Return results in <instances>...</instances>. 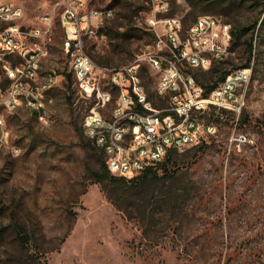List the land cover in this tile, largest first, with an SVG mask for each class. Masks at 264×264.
Masks as SVG:
<instances>
[{
	"label": "rangeland",
	"instance_id": "rangeland-1",
	"mask_svg": "<svg viewBox=\"0 0 264 264\" xmlns=\"http://www.w3.org/2000/svg\"><path fill=\"white\" fill-rule=\"evenodd\" d=\"M59 2L22 0L21 26H37L48 13L54 17L36 84L48 74L57 79L45 93L52 99L46 126L23 104L12 111L0 106V264H264V0H166V11L156 14L158 20L179 17L183 34L203 15L242 32L226 59L187 70L202 86L246 61L251 35L252 74L240 91V114L211 108L199 115L217 127L216 134L166 156L164 167L156 165L158 177L140 184L95 181L101 151L86 136L83 121L89 113L106 115L118 91L105 108L81 91L62 49ZM152 2L89 0L92 8L113 11L97 38H83L96 65L120 68L155 39L147 21ZM127 28L136 29L135 35L122 41ZM113 48L128 49L121 54L127 59L103 64ZM4 62L20 59L0 56L2 89L10 86ZM141 74L153 104L164 107L156 94L161 74L145 63ZM240 135L251 142L238 147L231 139ZM181 219L180 236L175 225ZM16 228L23 229L26 244Z\"/></svg>",
	"mask_w": 264,
	"mask_h": 264
},
{
	"label": "built area",
	"instance_id": "built-area-1",
	"mask_svg": "<svg viewBox=\"0 0 264 264\" xmlns=\"http://www.w3.org/2000/svg\"><path fill=\"white\" fill-rule=\"evenodd\" d=\"M152 3L153 13L147 21L155 39L131 63L109 68L92 61L83 48V38H97L104 17H111V11L92 8L89 0L59 2L62 49L70 56L81 91L102 108L110 105L109 92L118 91L117 104L106 115L89 113L83 121L86 136L103 152L108 172L116 177H137L170 152L183 151L215 135L217 127L202 121L199 115L211 108L240 114L244 105V93L240 91L251 79V66L246 73H237L236 69L232 77L207 92L187 70L208 69L213 62L231 55V26L216 16L203 15L183 34L179 17L156 18L157 13L166 11V0ZM23 12L22 0H0V53L8 49L14 51V58L25 59L24 68L13 73L11 87L0 88V98H4L0 106L12 111L13 104L23 103L41 113L47 111L46 104L52 103L45 95V86L53 85H45L47 77L41 85H26V77L32 73V65H40L45 42L53 36L54 17L48 13L39 25L23 27L18 23ZM160 25L162 31L158 30ZM138 63L161 74L162 86L156 94L166 101L164 107L155 106L150 95L141 94L139 77H133V64ZM231 141L238 147L251 142L243 135Z\"/></svg>",
	"mask_w": 264,
	"mask_h": 264
},
{
	"label": "trees",
	"instance_id": "trees-1",
	"mask_svg": "<svg viewBox=\"0 0 264 264\" xmlns=\"http://www.w3.org/2000/svg\"><path fill=\"white\" fill-rule=\"evenodd\" d=\"M117 2L120 1V0H116ZM257 27V22H255L252 26V32H254L255 28ZM134 30L136 29H126L125 32L123 34V37L121 38L122 41H127L129 40L132 36L135 35V32ZM231 34H232V41H231V49L234 47L233 45L236 43V39L238 40L241 35H242V32L241 31H234V30H231ZM123 44V43H122ZM246 51H247V54H248V58L246 59V61L241 65V66H238V67H235V69H238V68H242V67H248L251 65V59H252V53L254 51V38H253V35H251L246 43ZM121 46V45H120ZM119 46V47H120ZM122 49V48H121ZM118 49V48H113L112 51L110 52L111 55H109L108 58H106L105 60H102L101 62H103V64L105 65H108L110 64L114 58H119L121 61H124L125 59H127V55L126 57L121 55V54H129V50L127 49ZM127 52V53H126ZM229 73L227 72H222L221 73V76H220V79L218 82H214L212 85H209V86H203L205 87V89L208 91L214 89L215 87H217L225 78L226 76L228 75ZM68 78H70V75H68ZM8 79V78H7ZM9 81V79H8ZM29 109V108H28ZM31 112H32V116L36 119V111L32 110V109H29ZM101 151V150H100ZM203 152V150L201 151ZM175 153V151H172L170 152L168 155H167V159L166 160H169L170 157ZM157 165H160L161 167H164V162H160L158 163ZM158 177V173H157V170H156V166H150L147 168V170L145 172H143L141 175L137 176V177H134V178H131V179H127V178H124V177H116V176H113L111 175L107 168H106V165H105V159H104V155H103V152L101 151V157H100V171L98 174L95 175V181L96 182H103L104 180H107L109 182H111L112 184H122V183H133V182H138L140 184V182H145L147 180H150V178L152 177ZM142 184V183H141ZM182 225H183V220H179L177 222V224L175 225V228L176 230L180 233V236L182 234ZM16 232H17V228H16ZM18 237H19V240L21 242L22 245L26 244L27 243V237L23 234V229L20 228L18 230Z\"/></svg>",
	"mask_w": 264,
	"mask_h": 264
},
{
	"label": "bare ground",
	"instance_id": "bare-ground-1",
	"mask_svg": "<svg viewBox=\"0 0 264 264\" xmlns=\"http://www.w3.org/2000/svg\"><path fill=\"white\" fill-rule=\"evenodd\" d=\"M105 11H111V17L113 16V11L112 9H105ZM111 17H104V21L110 19ZM51 44V38L49 39V41L45 42V54L42 56H39V63L41 62V59L43 57H45L48 54V48ZM148 45H151L148 44ZM0 56L2 57H12L14 58V51L8 50V49H1V53ZM6 59V58H5ZM20 62L18 63H6L4 62V70L6 71V74L8 75L9 79H10V86L12 84V79H13V73H16V69H22L25 66V59L24 58H19ZM141 64L142 63H138V64H133V77H139V90L141 91V94L143 95H149L144 84H143V78H142V74H141ZM40 70V65H32V73L28 74V76L26 77V85H41V83L36 84V80H37V76H38V72ZM247 72V67L245 68H241V69H237V73H246ZM47 78H45V85H52L55 82V77L53 76V74H48L46 76ZM227 77H232V73L229 74ZM162 86V78L160 79L157 87H156V93H158V91H160V87ZM51 86H45V93L50 89ZM111 99V92H109V100ZM4 104V98H0V105ZM19 104H23V103H15L12 105V108L17 107V105ZM37 115V120L39 123H41L42 125H48L50 122L49 119V113L48 111H41V113H36ZM1 121V119H0Z\"/></svg>",
	"mask_w": 264,
	"mask_h": 264
}]
</instances>
